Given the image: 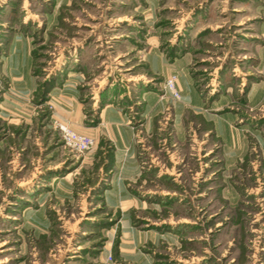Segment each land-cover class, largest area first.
I'll return each instance as SVG.
<instances>
[{"label":"rangeland","instance_id":"1","mask_svg":"<svg viewBox=\"0 0 264 264\" xmlns=\"http://www.w3.org/2000/svg\"><path fill=\"white\" fill-rule=\"evenodd\" d=\"M72 71L86 126L113 102L135 132L149 261L264 264V0H0V264H135L108 204L115 143L62 139L51 93Z\"/></svg>","mask_w":264,"mask_h":264},{"label":"crops","instance_id":"2","mask_svg":"<svg viewBox=\"0 0 264 264\" xmlns=\"http://www.w3.org/2000/svg\"><path fill=\"white\" fill-rule=\"evenodd\" d=\"M10 57V55H9ZM185 67H181L178 73V85L187 95L191 88ZM176 72V71H174ZM82 82L81 73L72 71L61 84L54 87L51 93V101L55 102V116L62 121H66L72 129L79 133L95 135L106 133L116 145L115 165L113 170V185L109 190L108 204L111 207H121L124 211L121 222L122 225V248L121 255L126 261L135 264H152L150 257L141 251L142 241H153L156 237L155 230L142 231L135 228L130 223L129 209L133 206L140 207V202L131 197L126 183L134 178L141 169L139 156L135 144V132L126 114L114 103H108L101 112V123L98 127L85 125L84 104L81 102L80 83ZM193 102L192 98H186ZM118 176V177H116ZM145 203L143 207H146ZM109 250V248H108ZM106 254H107V250ZM104 251V252H105ZM104 254V253H103ZM149 256V255H148Z\"/></svg>","mask_w":264,"mask_h":264},{"label":"built area","instance_id":"3","mask_svg":"<svg viewBox=\"0 0 264 264\" xmlns=\"http://www.w3.org/2000/svg\"><path fill=\"white\" fill-rule=\"evenodd\" d=\"M165 85L166 89L171 92L173 97L178 100L182 98L181 90L178 87L177 74H171L166 79ZM59 128L65 145L78 154H84L90 151L96 144V140L93 136L84 133H79L72 129L66 123H60ZM111 258L112 256L110 255L109 259Z\"/></svg>","mask_w":264,"mask_h":264},{"label":"trees","instance_id":"4","mask_svg":"<svg viewBox=\"0 0 264 264\" xmlns=\"http://www.w3.org/2000/svg\"><path fill=\"white\" fill-rule=\"evenodd\" d=\"M48 86H46V89L43 91V95L45 96L46 95V93L50 90V88H51V86L53 85H50V84H47ZM110 167H108V169H109Z\"/></svg>","mask_w":264,"mask_h":264}]
</instances>
